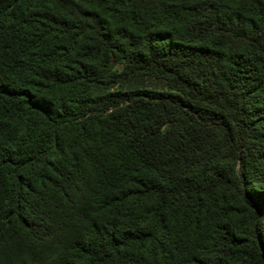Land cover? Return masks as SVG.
<instances>
[{
  "label": "trees",
  "instance_id": "1",
  "mask_svg": "<svg viewBox=\"0 0 264 264\" xmlns=\"http://www.w3.org/2000/svg\"><path fill=\"white\" fill-rule=\"evenodd\" d=\"M0 264H264V0H0Z\"/></svg>",
  "mask_w": 264,
  "mask_h": 264
}]
</instances>
